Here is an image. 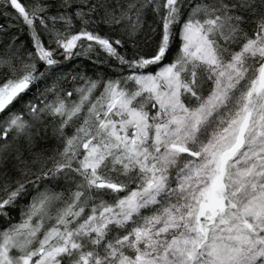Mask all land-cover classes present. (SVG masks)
<instances>
[{
  "label": "snow or ice",
  "instance_id": "obj_1",
  "mask_svg": "<svg viewBox=\"0 0 264 264\" xmlns=\"http://www.w3.org/2000/svg\"><path fill=\"white\" fill-rule=\"evenodd\" d=\"M0 264H264V0H0Z\"/></svg>",
  "mask_w": 264,
  "mask_h": 264
}]
</instances>
